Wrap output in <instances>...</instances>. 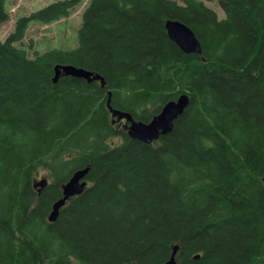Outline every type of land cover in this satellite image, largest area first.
<instances>
[{
	"label": "trees",
	"instance_id": "trees-1",
	"mask_svg": "<svg viewBox=\"0 0 264 264\" xmlns=\"http://www.w3.org/2000/svg\"><path fill=\"white\" fill-rule=\"evenodd\" d=\"M84 1L51 3L0 40V264H167L176 246L178 264H264V0H90L76 47L32 55L31 24ZM173 20L201 55L170 39ZM68 65L105 84L55 83ZM183 94L187 110L156 143L112 124L109 101L147 123ZM88 166L86 191L50 222Z\"/></svg>",
	"mask_w": 264,
	"mask_h": 264
},
{
	"label": "water",
	"instance_id": "water-1",
	"mask_svg": "<svg viewBox=\"0 0 264 264\" xmlns=\"http://www.w3.org/2000/svg\"><path fill=\"white\" fill-rule=\"evenodd\" d=\"M166 30L169 33L172 41L186 54H201L202 47L197 40L195 34L180 22L168 21L166 24ZM65 74L67 76L86 78L90 81L91 75H86L81 69L72 66H57L55 68V76L57 79ZM92 80H100L103 84V80L98 77H92ZM189 98L187 95L180 96L176 101H172L166 104L161 113L155 116L149 124L142 122H136L127 113H122L111 109L112 117L117 118L118 121L126 120L124 129L128 131V135L133 140L143 142L145 144L151 143L154 140H158L161 135L170 134L174 129L175 121L181 117L185 110L189 106ZM130 124V125H129ZM89 170H82L73 175L67 184L63 186V197L57 202L53 213L50 216L51 221H55L59 215V210L65 205L67 201L75 196L83 194L87 184L85 178L88 175ZM47 186V180L35 183V187L44 189ZM178 247L174 248L172 258L168 264H178L175 260V256ZM196 258H199L197 256Z\"/></svg>",
	"mask_w": 264,
	"mask_h": 264
},
{
	"label": "rangeland",
	"instance_id": "rangeland-1",
	"mask_svg": "<svg viewBox=\"0 0 264 264\" xmlns=\"http://www.w3.org/2000/svg\"><path fill=\"white\" fill-rule=\"evenodd\" d=\"M57 1L62 0H7L6 9L10 16V21L0 27V40L5 41L14 31L16 21L21 17H27L31 13ZM182 4L184 0H176ZM90 0H85L82 6L68 18L62 19L48 26L32 23L26 35L24 45L33 41V53H44L50 49H70L77 45V32L81 26L82 16ZM215 9L220 18L225 14L218 8L216 3L208 4ZM40 179V177H38Z\"/></svg>",
	"mask_w": 264,
	"mask_h": 264
},
{
	"label": "bare ground",
	"instance_id": "bare-ground-1",
	"mask_svg": "<svg viewBox=\"0 0 264 264\" xmlns=\"http://www.w3.org/2000/svg\"><path fill=\"white\" fill-rule=\"evenodd\" d=\"M117 1H118V0H117ZM121 2H122V0L120 1V3H121ZM118 4H119V3H118ZM132 5H133V4H132ZM173 21H174V20H173ZM174 22H179V21H176V20H175ZM180 23H181V22H180ZM166 24H167V23H166ZM167 32H168V31H167ZM168 34H169V33H168ZM169 37H170V36H169ZM170 39H171V38H170ZM171 40H172V39H171ZM201 54H202V53H201ZM201 54H200V55H201ZM198 55H199V54H198ZM68 66H71V65H68ZM72 67H74V66H72ZM75 68H76V67H75ZM79 69H81V68H79ZM81 70H82L86 75H91L90 79H92V77H94V75H93L91 72H88V71H86V70H84V69H81ZM163 74H164V73H163ZM62 75H65V74H62ZM72 77H73V76H72ZM59 78H60V77H59ZM75 78H77V77H75ZM79 78H81V77H79ZM83 79H86V78H83ZM58 80H59V79H57L56 76H55L54 82L57 83ZM108 108H109L110 111H111V109H113V108L111 107V105H110V101H109V103H108ZM113 110H115V109H113ZM127 114H128V113H127ZM128 115H130V116L132 117L131 114H128ZM132 119L134 120L133 117H132ZM142 123H143V122H142ZM144 124H146V123H144ZM167 135H168V134H167ZM162 136L165 137L166 135H161L160 138H161ZM95 137H96V136H95ZM160 138H159V139H160ZM106 139H107V138H106ZM122 142H123V140H122ZM153 142H158V141H157V140H154ZM123 143H124V142H123ZM147 145H148V144H147ZM108 148H109V147H108ZM7 149H8V148H7ZM86 169H88L89 172H90V169H91V168L88 166ZM86 169H82V170H86ZM82 170H78V171H76L75 173H77V172H79V171H82ZM88 174H89V173H88ZM86 177H87V176H86ZM85 183L88 185V182L86 181V178H85ZM5 191H6V190H5ZM12 191H13V190H12ZM60 200H61V199H60ZM60 200H59V201H60ZM0 201H1V200H0ZM59 201H57V202H59ZM57 202L54 204V206H53V210H54V208H55ZM68 202H69V201H67V202L65 203V205L59 210V215H60V211L66 206V204H67ZM52 213H53V211H52ZM52 213H51V214H52ZM51 214H50V216H51ZM59 215H58V217H59ZM58 217H57V219H58ZM57 219H56V220H57ZM56 220H55V221H56ZM49 221L52 222V223L55 222V221H51V220H50V217H49ZM177 253H178V251H177ZM176 255H177V254H176ZM171 258H172V257H171ZM175 260L177 261L176 256H175ZM169 262H170V261H169ZM169 262H168V263H169ZM168 263H167V264H168Z\"/></svg>",
	"mask_w": 264,
	"mask_h": 264
}]
</instances>
